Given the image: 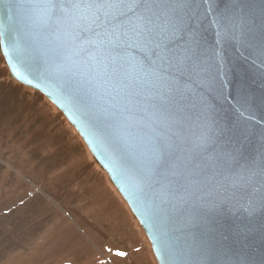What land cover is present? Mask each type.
I'll return each instance as SVG.
<instances>
[{
  "label": "snow or ice",
  "instance_id": "obj_1",
  "mask_svg": "<svg viewBox=\"0 0 264 264\" xmlns=\"http://www.w3.org/2000/svg\"><path fill=\"white\" fill-rule=\"evenodd\" d=\"M203 3L211 7V0ZM6 7L28 14L14 35L5 28L0 37L96 111L103 132L133 168L138 166V186H150L155 170L170 165L171 176L183 182L169 181L166 195L180 203L205 194L227 198L239 185L251 188L246 194L264 206V156L259 165L236 172L229 168L234 156L209 157L205 166L218 179L211 184L192 179L189 162L206 151L212 138L186 135L185 124L193 109L204 114L219 99L205 75L199 2L26 0ZM256 50L264 56V38ZM206 258L200 256L197 264Z\"/></svg>",
  "mask_w": 264,
  "mask_h": 264
},
{
  "label": "water",
  "instance_id": "obj_2",
  "mask_svg": "<svg viewBox=\"0 0 264 264\" xmlns=\"http://www.w3.org/2000/svg\"><path fill=\"white\" fill-rule=\"evenodd\" d=\"M26 0H0V32L19 29L28 14L6 7ZM196 9L203 40L205 75L213 94V108L192 110L185 134L206 133L212 143L189 162L192 179L212 183L209 157H235L231 172L261 163L264 156V56L258 51L264 38V0H203ZM0 53L11 78L40 92L76 130L97 164L106 172L145 233L157 264H264V206L237 185L235 195H202L180 203L167 196L169 181L182 183L169 168H158L150 186H138L139 168L119 151L102 130L96 111L62 79L43 73L29 55L21 56L0 37ZM243 114V115H241ZM256 189L261 190L257 183ZM185 255L191 259L185 258Z\"/></svg>",
  "mask_w": 264,
  "mask_h": 264
},
{
  "label": "rangeland",
  "instance_id": "obj_3",
  "mask_svg": "<svg viewBox=\"0 0 264 264\" xmlns=\"http://www.w3.org/2000/svg\"><path fill=\"white\" fill-rule=\"evenodd\" d=\"M0 264H157L76 130L1 53Z\"/></svg>",
  "mask_w": 264,
  "mask_h": 264
}]
</instances>
